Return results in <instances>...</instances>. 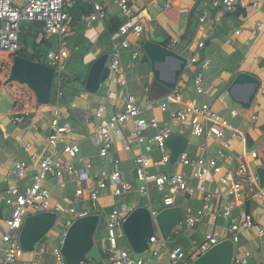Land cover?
<instances>
[{
	"label": "built area",
	"instance_id": "built-area-1",
	"mask_svg": "<svg viewBox=\"0 0 264 264\" xmlns=\"http://www.w3.org/2000/svg\"><path fill=\"white\" fill-rule=\"evenodd\" d=\"M91 6V11L82 16V24L86 28L92 27L96 20L104 21L106 10L102 3L93 0H82ZM176 0H167L164 8L168 9ZM223 12L233 11L236 6H244L243 0H213ZM73 0L71 1V3ZM118 8L120 14L125 17L116 29V35L120 40H115L114 35H110L112 46V60L109 64L110 75L123 87L127 85L125 68L121 62V52L131 50L132 57H136L141 48V34L144 30L145 19L151 20L149 16H139L135 13V3L132 0H112ZM264 14V0H260ZM65 0H0V50L8 54H14L21 49L20 24L23 20L38 21L42 23L43 34L47 36L59 37L57 48L50 47L41 56V63L53 68V79L56 82L57 102L52 108V117L48 123V133L46 138L47 150L38 156L37 166L31 177V183L22 189L18 186L6 187L0 190V198L9 208V213L3 219V229L0 235V255L1 264H69L66 262L61 245L71 224L77 218L98 215L104 222L105 236L101 242L105 245L107 257L97 264H150L143 256H137L132 251L119 248L117 239L125 238L123 222L130 212L135 208L125 201L127 193L132 189L128 172L119 167V160L113 159L110 166H100L94 168L91 160L84 158L80 154L78 142L69 138L74 131L81 129L84 125L91 124L90 137L97 147L98 155L106 157L109 155L113 145V138L117 136L124 124H129L127 134H123V149L130 151L132 144L136 145L137 152L133 156L132 174L138 181L137 191L148 199V210L153 221V232L148 238V247L152 256H158L160 249L164 250L167 257V264H192V260L187 257L180 245L169 246L167 242L170 235L164 239L160 236L159 228L155 221L156 215L163 208L174 206L175 194L182 192L192 196L196 190L200 193L202 204L193 208L186 206L182 211V218L174 228H180L183 223L186 227H192L201 221L205 215L210 216L211 221L223 218L227 221L225 230L236 249L238 235L240 231L252 230L259 237L264 235V228L260 222L254 218L249 210H242L239 214H234L237 206L245 203L254 204L264 212V185H260L256 173L245 167L244 164L237 166L235 170H224L219 162V158L224 156L222 149H217L214 156L204 155L206 151V140L209 138H222L227 129H231V137L236 135V130L232 129L229 121L220 116L218 112L211 108L206 102L185 101L180 107L170 109L172 103L180 102L179 90L168 91L162 99L158 101L160 111H168L170 122L179 124L190 132L193 136L204 137L199 146V153L191 157L186 150L182 151L177 160L180 165L189 167L188 173L184 169L172 173L161 172L152 173L148 168L152 165H165L169 163V153L166 148V140L175 133L170 122L165 121L159 125L155 116L149 118L144 116L143 107L137 102V98L132 93H125L123 107L112 112L106 121L105 104H99L91 112H84L80 116L77 124L63 120L58 99L63 94V84L67 81V76L63 75L62 67L71 56L68 45V38L74 34V30L68 25V15L64 11ZM145 18V19H144ZM221 19V14L209 15L207 12L201 13L199 22H207L210 26L216 25ZM260 23L257 22L256 25ZM237 32V31H236ZM131 33L135 41L131 45L126 38V34ZM181 33H175L171 38V43L175 44L180 40ZM194 47L200 49L204 42L194 40ZM74 50L78 46H74ZM199 64V70L193 77V90L197 94L204 92L203 70L210 64V59L203 58L201 61L195 53H191L186 58L185 67ZM264 93V87L262 89ZM107 97L116 99L115 91H107ZM19 107V112L13 116V122L21 120L23 115L29 114L28 100ZM231 116L236 115L235 110L230 111ZM256 115H251V121H255ZM153 129L154 133L148 135L146 132ZM25 152L31 149V143L21 142ZM222 146H227L226 142ZM60 149L59 155H56ZM160 150L162 157L159 160H152L149 154L154 150ZM250 157H256L255 150L249 153ZM29 164L22 159L16 160L9 168V174L15 179H23L28 175ZM214 177L217 191L205 189L206 176ZM65 177H70L75 184L70 197H66L65 204H51V191L45 186L48 178L54 179L60 189L67 185ZM216 178V179H215ZM193 179L198 180V184L192 183ZM221 185V188L219 187ZM151 186L161 192L160 202L162 208L154 209L151 203L155 200L150 196ZM109 189L113 197H119V202L110 206L105 211V204L101 202L103 191ZM220 193L223 198V205H214L211 200L216 193ZM43 211L55 213L54 226L59 229V244L53 245L50 250L52 259L50 262L39 261L41 250L34 247L31 250V258L24 259L25 251L19 244V233L25 218L28 215ZM184 214V216H183ZM172 231V232H174ZM217 232H204L201 239L193 238L190 243L194 247L196 256L206 252L212 245L223 240ZM3 244H6L3 246ZM234 249V256L231 264H264V261L250 262V252L245 251L238 256ZM194 257V258H195ZM79 264H89L87 260H82Z\"/></svg>",
	"mask_w": 264,
	"mask_h": 264
},
{
	"label": "crops",
	"instance_id": "crops-1",
	"mask_svg": "<svg viewBox=\"0 0 264 264\" xmlns=\"http://www.w3.org/2000/svg\"><path fill=\"white\" fill-rule=\"evenodd\" d=\"M93 1L102 3L105 7V20L99 21L105 27L103 36L109 38L111 45L110 35H114L117 41L121 38L116 35V30L109 34L106 23L113 16L120 19L124 18L122 15V18L118 16V8L112 3V0ZM132 1L135 3V13L137 15L149 16L151 18V20L144 18V30L140 37L142 42L151 40L162 44V42L167 41L166 47L180 56L187 58L191 53H195L199 61L203 58L210 59V64L203 70L204 92L197 94L193 90V77L199 70V64L194 65L195 67H185L179 74L174 88L179 90L180 102L172 103L170 109L180 107L185 101L194 100L197 102H206L220 116L226 119L229 117L232 123L229 119L227 120L231 128L237 131L236 135L231 137V129H227L222 138H209L206 140V151L203 154L214 156L217 149H222L224 156L219 158V162L224 170H235L237 166L244 164L246 168L257 174V168H264V93L262 92L264 87V14L260 0H243L244 6H241V8L244 9L245 13L237 17H232L227 12L221 11V8H217L213 0H176L168 9L164 8L167 0ZM203 12H207L209 15L221 14V19L214 26H210L207 22H199V16ZM257 22L260 24L256 25ZM193 23L196 25L191 41L186 44L182 40V35L186 33L188 26ZM71 28L74 30V34L71 36L74 46H78L83 42L86 47L92 48L93 44L98 42L102 36V33L100 34L99 32L95 33V36L91 35L87 30H84L86 27L82 23H77ZM178 32L181 33L180 40L172 44L171 38ZM146 33L148 34V38H145ZM40 36L41 34L32 37L33 39L42 41ZM126 38L130 41L131 45L135 41L131 33H127ZM197 39L204 42V46L200 49L194 47V40ZM44 41L48 42L50 47H52L49 41ZM31 46L29 45L27 51L32 50ZM23 47L22 44L21 48ZM110 47L112 48V46ZM132 52L133 49H127L121 52V62L125 68V77L127 80L125 87L119 85L113 79V76L109 74L104 83L99 86V89L95 93H91L85 89L84 85L87 76H85L83 83L78 78L79 69L83 71L84 66L87 65L86 68L89 71V67L94 59L106 53L105 51H101L98 54L84 53L81 56V60H79V62H82L80 68L79 66L69 67L70 72L67 75V81L63 84V94L58 99L62 119L69 121L73 125L77 124L80 121L82 113L91 112L99 104H105L107 111L103 120L106 121L110 113L118 111L123 107L125 93L128 92L136 96L137 102L143 107L144 116L148 118L155 116L159 125H162L165 121L170 122L168 111L162 112L158 107V101L170 90L166 91L164 86L153 78L151 62L142 51V47L139 49L136 57H132ZM14 55L0 50V190L11 186H18L22 189L31 183V175L36 170L38 156H41L47 150L46 138L48 123L52 117V108L57 102L56 82L54 80L52 81V87L55 89L54 100L49 102V104L39 103L35 94L24 84H18L16 82L5 84V79L8 76ZM176 66L177 61L175 59L166 58L163 63L156 64L155 67L160 72L159 77L166 81L170 78L172 70ZM239 71L252 74L259 81L257 92L248 107H243L240 102L245 100L250 90L249 84H236L228 90L233 77ZM131 82L133 84L130 85ZM107 91H115L117 98H108ZM25 98L28 100L30 112L28 115H23L20 121L13 122L12 118L19 112V107L25 101ZM231 110L236 111L234 117L230 115ZM251 115L257 116L253 122L250 119ZM170 124L175 131L174 134L186 136L187 145L184 150L191 157L202 155L199 153L198 146L204 141V137L191 135L188 130L183 129L179 124L172 122ZM128 128L129 124L127 123L121 127L120 133L113 138V145L109 155L104 158L98 155L97 147L90 137L91 124L84 125L81 129L69 135L70 139L78 142L80 154L84 158L91 160L94 168L102 165L108 167L112 164L113 159L117 158L119 160V167L129 173L128 176L132 184V189L126 195V202L129 201L130 195H141L137 191L138 181L134 179L132 174L133 156L137 152L136 145L132 144L130 151L124 150L122 145V139L127 134ZM146 133L152 135L154 130L149 129ZM25 141L31 143L29 152H25L23 149L21 142ZM223 142H226L227 146H222ZM253 150L257 152L256 157H250L249 155ZM168 153L170 156L169 149ZM149 156L152 160L156 161L161 159L162 152L154 149ZM19 159L25 160L29 164L28 174L32 172V174H29L30 176L27 175L23 179H15L9 174V168ZM181 169H184L188 173L190 172V168L180 165L177 159L175 162H170L169 160L168 164L152 165L148 168L152 173H161L164 171L172 173ZM213 176L215 177L216 175L208 174L206 176L205 189L216 192L217 186ZM49 179L51 178H48L45 184L48 182L50 185V187L46 186L51 191L52 201L64 205L66 197L72 195L75 187L74 183L70 180V177H65L67 185L64 189H60L54 179ZM192 183L197 185L198 180L193 179ZM219 187L221 188V185ZM154 188V186H151V190ZM103 194L101 202L105 204L104 210L108 211L110 206L118 202L109 193V189L104 190ZM199 196L200 193L198 190L192 196L179 192L174 196V206H182V208L186 206L193 208L199 207L202 204ZM211 202L220 207L223 205V198H221L219 192L215 194ZM153 204H158V206L155 207ZM151 205L157 210L162 208L160 197L159 200L155 199ZM139 206L147 207L148 203L146 205L138 203L136 207ZM242 210H249L253 213L254 218L264 228V212L257 206L245 203L244 205L237 206L234 209V214L237 215ZM8 213L9 208L5 205L3 199L0 198V221L2 220V223ZM226 222L223 218H217L213 222L210 216L205 215L200 222L194 224L192 227L188 228L181 223L177 231H174L175 228L172 231L177 234L186 233L183 236V241H180V237L177 239L171 237L167 244L169 246L180 245L187 257L192 260L197 253L190 243L193 238L201 239L203 233L208 231L217 232L224 239L231 238L225 230ZM99 223L94 233V242L101 261L107 257V254L105 245L101 242L104 236L101 237L99 234ZM2 229L0 225V234ZM171 234L172 232L169 235ZM40 247L41 253L39 261L50 262L52 259L50 254L52 246L46 249L45 244H41ZM155 247L160 249L158 256H152L146 252L147 250L138 254L132 250L130 251L137 256H143L150 264H167L168 260L164 254V250L158 247V245H155ZM235 250L238 256L242 255L245 251L250 252V262L264 261V235L259 237L252 230L240 231ZM83 260H87L89 264H97V261L93 258Z\"/></svg>",
	"mask_w": 264,
	"mask_h": 264
},
{
	"label": "water",
	"instance_id": "water-1",
	"mask_svg": "<svg viewBox=\"0 0 264 264\" xmlns=\"http://www.w3.org/2000/svg\"><path fill=\"white\" fill-rule=\"evenodd\" d=\"M142 51L151 62L153 78L162 84L165 90H173L181 71L185 68L186 58L178 55L168 47L151 40L142 42ZM112 53H104L91 63L85 89L95 93L110 74L109 64ZM166 58L177 61V66L172 70L168 80H162L156 64L163 63ZM53 79V68L34 60L14 55L5 84L16 82L26 85L36 96L41 104H49ZM247 83L250 90L240 104L248 107L257 92L258 79L247 72L239 71L232 79L229 89L233 85ZM187 138L181 134L171 135L166 140V147L170 150L169 160L175 162L178 155L186 148ZM260 185H264V168L256 170ZM182 206L163 208L155 217L160 235L166 239L174 227L179 224L182 217ZM98 215H89L77 218L67 230L61 250L67 263L79 264L83 259L93 258L99 262L98 249L94 242V233L98 227ZM55 213L43 211L28 215L19 233V244L24 251L32 250L39 240L54 226ZM123 231L130 249L141 253L148 247V238L153 232V221L149 210L145 206L135 207L123 222ZM235 245L231 239H223L212 245L206 252L193 258L192 264H231L234 256ZM16 264V263H5Z\"/></svg>",
	"mask_w": 264,
	"mask_h": 264
},
{
	"label": "rangeland",
	"instance_id": "rangeland-1",
	"mask_svg": "<svg viewBox=\"0 0 264 264\" xmlns=\"http://www.w3.org/2000/svg\"><path fill=\"white\" fill-rule=\"evenodd\" d=\"M72 0H65V3L67 5H71ZM118 16H121L120 12L118 14ZM123 21H125V17H123ZM122 21V22H123ZM24 25H28V24H32V28L33 30H38L39 28V25L41 22H36V23H30V22H23ZM42 24V23H41ZM24 30V29H23ZM21 29V33H20V42H21V45L23 44V50L24 52H27V50L29 49V45L31 46V43L33 41V37L30 35V34H25V30L23 31ZM84 30H87L91 35H94L95 36V33H102V36L100 37V40L96 43L93 44V47L90 48V47H86V45L82 42L79 46V49L77 50H74V45H73V41H72V38H68V45H69V49L71 51V56L66 60L64 66L61 68L62 69V72H63V75L67 76L68 73L70 72V68H73V67H78L80 68V66L82 65V62L79 60H81V56L84 55V53H94V54H98L99 52H106V53H112V48L110 47V42H109V38L106 37V36H103L104 34V31H105V27L104 25L101 23V21L97 20L93 23V27L91 28H84ZM35 32V31H34ZM147 33L145 34V38H148L147 37ZM40 38L44 41V40H47L49 41L51 44H52V47L55 49L57 48L58 46V42H59V37L57 36H47L45 34H41ZM42 50L44 49L43 48V45L41 46ZM96 50H95V49ZM94 49V50H93ZM87 65L84 66V70L83 71H80L79 69V72H78V76L80 78V80L83 82L84 79H85V76H87V68H86ZM192 67V66H191ZM195 67V66H194ZM193 67V68H194ZM78 71V70H77ZM68 77V76H67ZM133 84L132 82L130 83V85ZM54 93H55V89L52 87V96H54ZM111 114V113H110ZM109 114V115H110ZM227 119H229V117H227ZM229 121L232 123V121L229 119ZM60 149L57 150L56 152V155H59L60 153ZM29 174H32L29 173ZM28 174V175H29ZM34 174V173H33ZM32 174V175H33ZM31 175V177H32ZM30 176V175H29ZM51 180V179H49ZM48 186L50 187L49 183L47 182L45 184V186ZM75 185V184H74ZM46 186V187H47ZM47 187V188H48ZM49 189V188H48ZM50 190V189H49ZM161 195V192L159 190H157L156 188L152 189L150 191V196L152 199H156V200H159V197ZM118 198V200H117ZM114 199H116L117 202H119V197H115ZM121 199V198H120ZM135 199V200H134ZM138 203H140L141 205H146L148 203V199L147 197H143L141 195H130L129 196V201H128V205L129 206H132V207H136L138 205ZM51 204L54 205L56 203H54L51 199ZM153 206L157 207L158 204H153ZM2 221V220H1ZM0 221V225L1 227L3 228L4 225L3 223ZM227 223V222H226ZM225 223V224H226ZM104 223L103 221H100L99 223V231H100V235L101 237L105 236V231H104ZM186 233H180V234H177V233H173L170 235V237H174L175 239L179 238L180 237V241H183V236L185 235ZM1 235V234H0ZM59 240V229L57 226H53L40 240L39 242L36 244V248H40V245L41 244H45V247L46 249L50 248L51 246L55 245L57 246L59 244L58 242ZM117 243H118V247L119 248H124V249H128V250H131L129 245H128V242L126 240V238H118L117 239ZM171 244V243H170ZM6 244H3V246H5ZM147 253H150L149 250L146 251ZM239 252V251H238ZM24 259H30L31 258V250L29 251H25L24 253V256H23ZM2 262V256L0 255V264Z\"/></svg>",
	"mask_w": 264,
	"mask_h": 264
},
{
	"label": "trees",
	"instance_id": "trees-1",
	"mask_svg": "<svg viewBox=\"0 0 264 264\" xmlns=\"http://www.w3.org/2000/svg\"><path fill=\"white\" fill-rule=\"evenodd\" d=\"M216 6H217V8H220L218 5H216ZM64 11L68 15V21H67L68 25L70 27H74V25H76L77 23H82V21H81L82 16L91 11V6L88 3L83 2L82 0H73L71 5H67L65 3ZM244 13H245V11L243 8H241L240 5L236 6V8L233 11L227 12V14L231 15L232 17H237L238 15H243ZM25 21H27V20H23L20 24L21 29L25 30V34H30L32 36H35L38 34H43L41 23L39 25L38 30H33L32 24L24 25L23 22H25ZM122 21H123V19H120L116 16H113L112 19L108 20V23H106L108 33L111 34L113 31H115L117 29V27L119 26V24L122 23ZM27 22L36 23L38 21H27ZM195 25H196L195 23L190 24L186 30V33L184 35H182V40H184V43L188 44L191 41V37H192ZM31 30H33V31H31ZM162 44L164 46H167V41L162 42ZM31 45H32L31 46L32 50L24 52L23 50H21L23 48H21L20 50H18L14 54L22 56L24 58H28L30 60L41 61V56L44 54L43 52L50 48L49 43L45 42L43 40L41 41V40L33 39ZM42 45L44 48L43 50L41 48ZM78 78H79V76H78ZM53 100H54V96H52V93H51L50 102Z\"/></svg>",
	"mask_w": 264,
	"mask_h": 264
}]
</instances>
